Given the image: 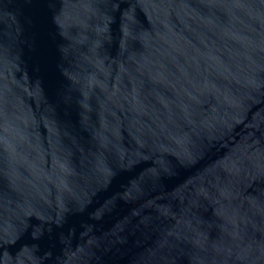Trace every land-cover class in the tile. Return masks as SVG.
Instances as JSON below:
<instances>
[{"label":"water","instance_id":"1","mask_svg":"<svg viewBox=\"0 0 264 264\" xmlns=\"http://www.w3.org/2000/svg\"><path fill=\"white\" fill-rule=\"evenodd\" d=\"M0 264H264V0H0Z\"/></svg>","mask_w":264,"mask_h":264}]
</instances>
